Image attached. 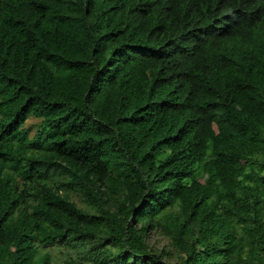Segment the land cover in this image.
Masks as SVG:
<instances>
[{"label": "trees", "instance_id": "obj_1", "mask_svg": "<svg viewBox=\"0 0 264 264\" xmlns=\"http://www.w3.org/2000/svg\"><path fill=\"white\" fill-rule=\"evenodd\" d=\"M0 264H264V0H0Z\"/></svg>", "mask_w": 264, "mask_h": 264}, {"label": "rangeland", "instance_id": "obj_2", "mask_svg": "<svg viewBox=\"0 0 264 264\" xmlns=\"http://www.w3.org/2000/svg\"><path fill=\"white\" fill-rule=\"evenodd\" d=\"M37 121L34 118H29L26 122V127L28 128V132L30 135H33L35 129H36ZM161 238V237H159ZM157 236L153 235L152 236V241L156 240Z\"/></svg>", "mask_w": 264, "mask_h": 264}]
</instances>
